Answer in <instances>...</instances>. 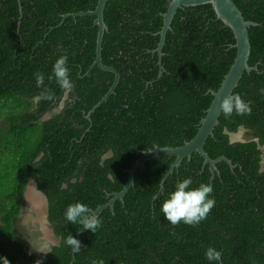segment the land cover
I'll use <instances>...</instances> for the list:
<instances>
[{"label":"trees","instance_id":"1","mask_svg":"<svg viewBox=\"0 0 264 264\" xmlns=\"http://www.w3.org/2000/svg\"><path fill=\"white\" fill-rule=\"evenodd\" d=\"M250 28L249 61L258 71L245 72L235 90L250 103V116H220L205 146L218 163L213 179L209 166L195 153L162 181L175 157H162L138 170L135 185L114 210L99 215L102 227L81 236V251L64 243L82 230L65 218L69 204L91 210L121 192L128 170L142 152L180 147L198 133L201 120L233 65L237 50L231 28L217 19L211 5L178 11L163 48V75L157 50L163 15L171 0H110L105 10L108 30L103 63L121 75L116 91L93 114L90 111L115 81L111 72L90 68L97 56L95 16L68 17L94 11L98 0H0V264H264V0H233ZM20 8L23 9L22 15ZM62 46V49L59 47ZM68 56L75 87L65 94L52 66ZM55 94L36 100L34 73ZM89 73V74H88ZM49 119L43 120L46 115ZM240 127L254 130L257 142L232 143ZM191 187L209 183L215 206L198 226L171 225L161 206L179 180ZM34 182L47 196L48 219L59 242L45 261L25 239L19 220L26 192ZM22 229V230H21ZM222 252L208 261L207 248Z\"/></svg>","mask_w":264,"mask_h":264},{"label":"water","instance_id":"2","mask_svg":"<svg viewBox=\"0 0 264 264\" xmlns=\"http://www.w3.org/2000/svg\"><path fill=\"white\" fill-rule=\"evenodd\" d=\"M110 0H98L97 7L94 11L80 12L76 14H68L65 18L68 17H79V16H95V24L98 26V38H97V56L96 60L90 68V72L96 67L101 68L104 71L111 72L115 75V81L110 88L109 92L104 96V98L90 111L88 119L92 121V114L105 103L111 95H113L118 87L121 75L113 67H108L103 63L102 51H103V42L105 33L108 30V26L105 21V10L106 6ZM211 5L216 13L217 19L222 21L227 27L231 28L234 32L236 45L234 48L237 50L236 59L231 66L228 74L225 76L220 88L217 91H212L213 102L208 109L206 116L201 120V125L197 135L185 145L180 147H158L155 149L142 152L141 157L136 161L131 169L128 170V179L124 189L112 195L111 200L103 205L98 207L96 210H92L98 217L99 215L107 209L114 210L115 204L118 200L124 201V198L129 193L131 188L135 185V176L138 170L145 167V165L155 159L162 157H175L176 160L172 164L171 168L167 172L166 176L162 181V188L168 177L172 175L177 168L182 165V162L186 158H191L193 154L198 153L204 159V166H209L213 174V179L218 172V163L225 161L233 169L236 165L233 164L231 160L227 157L222 156L216 160L211 159L208 153L205 150L206 143L208 139L214 135V131L219 124L220 116L222 111H220L219 104L220 101L228 95H236L235 90L238 88L239 83L245 72L251 73L252 71H258V66L251 67L249 65L252 44L250 37V28L258 26L257 23L252 21H247L233 0H171L168 11L163 15L164 25L159 33L161 36L159 46L156 51L159 54V65H160V74L159 77L163 75V66H162V57H163V48L166 43L167 34L172 27V23L178 13L182 8L189 7H198ZM21 15L23 9L20 8ZM89 74V73H88ZM48 215V213H47ZM88 230L82 229L78 235V240L81 242V236L83 233Z\"/></svg>","mask_w":264,"mask_h":264},{"label":"clouds","instance_id":"3","mask_svg":"<svg viewBox=\"0 0 264 264\" xmlns=\"http://www.w3.org/2000/svg\"><path fill=\"white\" fill-rule=\"evenodd\" d=\"M62 49V46H59ZM36 86L43 91L36 97L37 100L53 101L55 94L45 86V76L41 72L34 73ZM49 81L55 80L60 89L67 95L74 90V83L70 78L67 54L60 55L52 66V74ZM220 111L226 119H231L233 113L237 116H250L252 107L239 95H228L219 104ZM191 178H185L174 184V190L168 193V197L163 201L161 212L164 218L173 226L181 222L189 226H198L208 218L211 210L215 206V199L212 197L213 187L209 183H200L198 187H191ZM66 220L75 225H81L82 229L95 233L102 227V222L98 216L86 204L76 202L69 204L65 211ZM64 243L69 246L74 253L81 251L82 244L72 234L64 239ZM208 261H221L222 252L213 247L207 248L204 253ZM4 264L9 261L4 258ZM91 264H105L103 259H93Z\"/></svg>","mask_w":264,"mask_h":264},{"label":"rangeland","instance_id":"4","mask_svg":"<svg viewBox=\"0 0 264 264\" xmlns=\"http://www.w3.org/2000/svg\"><path fill=\"white\" fill-rule=\"evenodd\" d=\"M234 137L235 140L246 139L244 134ZM26 198V206L18 226L24 230L23 233L25 232V239L28 243L33 242L36 246L35 252L39 258L45 260L48 249L59 242L53 225L48 219V204L45 196L38 190L34 182L29 184Z\"/></svg>","mask_w":264,"mask_h":264},{"label":"flooded vegetation","instance_id":"5","mask_svg":"<svg viewBox=\"0 0 264 264\" xmlns=\"http://www.w3.org/2000/svg\"><path fill=\"white\" fill-rule=\"evenodd\" d=\"M156 51V50H155ZM155 53V52H154ZM37 100V99H36ZM50 114L46 115L43 120L49 119ZM243 135L246 137L245 140L242 139H234L236 135ZM234 137V138H233ZM230 138H231V142L232 143H236V142H257L260 143V139L258 137H256L254 135V130L246 128V127H240L239 131L237 133H230ZM241 138V137H240ZM259 148L262 151V161H261V165H262V169L264 170V144L260 145ZM37 186V185H36ZM42 193V192H41ZM46 198L47 204H48V200H47V196L45 194H43ZM50 251V248L48 249L47 253ZM47 253H46V257H47ZM45 261V260H42Z\"/></svg>","mask_w":264,"mask_h":264}]
</instances>
